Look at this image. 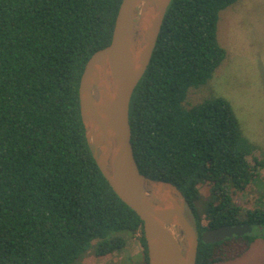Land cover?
I'll return each instance as SVG.
<instances>
[{
	"label": "trees",
	"instance_id": "trees-1",
	"mask_svg": "<svg viewBox=\"0 0 264 264\" xmlns=\"http://www.w3.org/2000/svg\"><path fill=\"white\" fill-rule=\"evenodd\" d=\"M121 1L0 0V264H74L92 245L117 257L123 232L148 264L142 222L101 175L79 112L84 65L109 44ZM238 1L171 0L129 106L140 173L175 185L192 211L196 264H228L264 241V195L236 202L264 180V156L226 99H190L226 59L218 23ZM236 224L253 230L200 239Z\"/></svg>",
	"mask_w": 264,
	"mask_h": 264
},
{
	"label": "water",
	"instance_id": "water-1",
	"mask_svg": "<svg viewBox=\"0 0 264 264\" xmlns=\"http://www.w3.org/2000/svg\"><path fill=\"white\" fill-rule=\"evenodd\" d=\"M171 0H122L107 46L86 61L78 86L85 138L101 175L141 220L148 264H196L199 238L172 183L140 173L129 125L132 94L154 52ZM249 224L204 231L205 244L252 232Z\"/></svg>",
	"mask_w": 264,
	"mask_h": 264
},
{
	"label": "rangeland",
	"instance_id": "rangeland-1",
	"mask_svg": "<svg viewBox=\"0 0 264 264\" xmlns=\"http://www.w3.org/2000/svg\"><path fill=\"white\" fill-rule=\"evenodd\" d=\"M218 38L227 55L216 70L208 85L191 94L197 103L204 96L215 95L226 99L237 116L241 131L264 156V0H239L222 12L218 23ZM263 171H261L262 173ZM242 201L264 195L263 176L253 184ZM245 209L244 205H242ZM185 216L192 226L194 218L186 206ZM202 224L206 220L202 217ZM127 241L117 257L99 256L92 245L74 264H139L142 260L141 247L128 232L121 233ZM228 264H264V241L256 240L242 257Z\"/></svg>",
	"mask_w": 264,
	"mask_h": 264
},
{
	"label": "flooded vegetation",
	"instance_id": "flooded-vegetation-1",
	"mask_svg": "<svg viewBox=\"0 0 264 264\" xmlns=\"http://www.w3.org/2000/svg\"><path fill=\"white\" fill-rule=\"evenodd\" d=\"M194 227V226H193ZM195 228V227H194Z\"/></svg>",
	"mask_w": 264,
	"mask_h": 264
}]
</instances>
